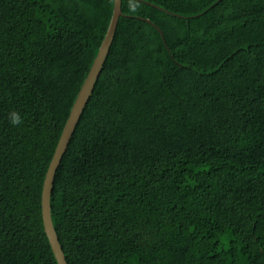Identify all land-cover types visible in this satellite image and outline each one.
<instances>
[{"label": "trees", "instance_id": "trees-1", "mask_svg": "<svg viewBox=\"0 0 264 264\" xmlns=\"http://www.w3.org/2000/svg\"><path fill=\"white\" fill-rule=\"evenodd\" d=\"M112 10L0 0V264H57L42 185ZM121 11L53 180L67 264H264V0Z\"/></svg>", "mask_w": 264, "mask_h": 264}, {"label": "water", "instance_id": "water-1", "mask_svg": "<svg viewBox=\"0 0 264 264\" xmlns=\"http://www.w3.org/2000/svg\"><path fill=\"white\" fill-rule=\"evenodd\" d=\"M121 15H122L121 0H113L112 15L110 18V22L106 34L101 42L98 53L90 67L87 77L78 92L76 100L72 105L69 116L64 124V127L62 129L61 135L55 147L54 153L50 160L43 181L42 192H41L42 223L44 227V232L47 236V239L49 241L50 247L52 249L57 264H67V262L65 260L63 250L60 246L57 233L54 229L51 219L50 197L52 193V186H53L55 172L60 164L63 154L65 153L68 147L69 140L75 129L76 124L79 121L83 108L85 107L86 102L92 93L95 81L109 52V48L111 46L114 33L117 28L118 20ZM144 20L147 23H150L153 27H155L157 31L161 34V36L163 35L160 29L155 24H152L150 20L148 19H144Z\"/></svg>", "mask_w": 264, "mask_h": 264}, {"label": "clouds", "instance_id": "clouds-1", "mask_svg": "<svg viewBox=\"0 0 264 264\" xmlns=\"http://www.w3.org/2000/svg\"><path fill=\"white\" fill-rule=\"evenodd\" d=\"M133 10H135V9H133ZM21 121H20V117H19V115L18 114H16V113H13L12 114V118H11V123L13 124V125H16V124H19Z\"/></svg>", "mask_w": 264, "mask_h": 264}]
</instances>
